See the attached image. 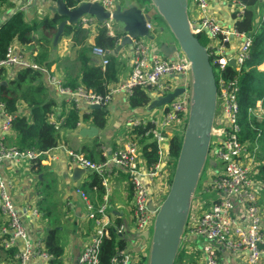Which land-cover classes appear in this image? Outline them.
<instances>
[{
  "label": "built area",
  "instance_id": "2783aa9c",
  "mask_svg": "<svg viewBox=\"0 0 264 264\" xmlns=\"http://www.w3.org/2000/svg\"><path fill=\"white\" fill-rule=\"evenodd\" d=\"M97 1L105 10L112 11L115 0H80ZM235 6L236 20L242 19L247 6L240 0H227ZM33 0H23L15 10L27 11ZM262 17H264V0H262ZM189 24L194 34L204 33L208 36L206 47L213 67L217 86V107L212 131L210 151L220 162V168L209 174L191 208L183 241H189L200 235L203 245V264H264V218L261 215L258 200L264 191V182L255 179L254 158L239 140L237 122L238 85L235 80L226 79L225 68L234 61L233 68L240 71L243 61L248 58L251 35L238 30L233 24L222 23L212 12L210 0H187ZM111 19L98 21L94 16L83 14L77 24L87 32L94 33L104 27L107 34L113 35ZM149 29L152 23H147ZM129 66L130 72L120 82H113L104 94L96 93L82 85L70 87L62 83L61 78L36 62L27 52L21 51L13 42L0 58V68L20 67L38 70L43 73L45 81L60 96L63 103L48 114V122L57 130L65 122L71 109L79 112L80 106L98 104L107 106L113 96L124 93L130 96L134 87L143 88L150 100L174 92L167 102L154 106L148 116H132L125 121L128 132L123 145L117 146L109 153H104L101 161L91 160L81 150L66 149L70 160L82 169L94 173L100 178L104 188L103 201L94 205L87 193L81 188L75 191L83 201L85 218L95 223V228L77 257V264H100L99 250L108 227L125 240V234H131L142 240L125 247L110 259V264H145L148 240L141 236L151 230L156 209L169 186L171 164L167 163L166 149L171 136L182 134L188 108V72L189 64L184 54L175 48L164 55L157 47H151L142 38L131 40ZM91 61L104 68L108 63L106 51L98 46L91 50ZM231 65V64H230ZM80 114V112H79ZM0 163L9 161L18 164L24 161H40L51 149H20L17 145L5 144V137L11 130L16 113H8L0 103ZM80 123L78 124V126ZM149 125L144 135L156 143L158 161L147 166L139 155V136L133 131L137 126ZM53 149V148H52ZM214 160V159H213ZM215 161V160H214ZM217 162H215L216 165ZM115 165L125 171L133 198L130 215L125 221L115 224L108 220L107 200L109 186L106 174L109 165ZM13 178L0 173V215L1 244L4 248H17L14 258L17 264H28L39 258L48 261L50 254L44 244L29 239L16 204L12 199ZM214 193L208 198L209 205L203 208L204 193ZM201 199V204L198 202ZM149 204L154 209L149 208ZM34 215L37 211L33 210ZM192 248V247H191ZM132 249V250H131ZM189 250V248H188ZM191 251V249L189 250ZM225 255V257L222 256Z\"/></svg>",
  "mask_w": 264,
  "mask_h": 264
},
{
  "label": "trees",
  "instance_id": "16d2710c",
  "mask_svg": "<svg viewBox=\"0 0 264 264\" xmlns=\"http://www.w3.org/2000/svg\"><path fill=\"white\" fill-rule=\"evenodd\" d=\"M240 1L246 4L247 9L242 19L236 20L233 25L240 31L250 33L249 55L240 66V71L234 70L233 66L228 64L224 76L226 79L235 80L238 85L239 140L245 145L249 154L253 155L255 172L252 176L264 182V70L259 68L264 61L263 2L262 0ZM64 2L68 8H72L80 0H64ZM3 5L11 7L12 13L0 24V58L5 55L10 44L17 42L22 46H27L29 54L41 66L51 69L52 65H55L51 70L61 78L64 85L70 87L82 85L96 93L104 94L113 82H117L122 61L117 60L114 51L123 35L121 32L109 35L107 29L102 27L94 33H89L78 24H66L58 42L63 38L68 39L69 52L73 58L64 55L65 60L71 62L69 65L67 63L64 65L61 64L60 59L58 60L61 57L57 54V44H52L57 26L65 18L64 16L51 12L39 19H27V11L15 10V2L0 0V6ZM231 14L235 16L234 12ZM196 36L202 45L207 44L206 34L199 33ZM95 46L106 51L108 63L104 68L91 61V50ZM73 68H76L75 74L70 73ZM9 75L12 76L8 77ZM1 80H5L4 83ZM149 101L150 97L147 92L138 86L134 87L129 96L131 107L145 106ZM0 103L3 104L6 112L16 113L11 124V131L15 136V144L20 149L34 148L41 151L52 149L61 141L62 130L77 128L80 122L92 121L93 124L99 126H103L106 122L107 110L104 106L92 109L91 116L84 112L81 115L77 110L71 109L65 122L59 130H56L48 122L49 112L59 105L56 93L43 78V73L33 69L16 66L0 68ZM257 103H260L262 115L256 113ZM148 127L149 125L137 126L133 131L139 136V155L147 166H153L158 161V155L156 143L149 136L144 135ZM180 140L181 134H174L170 137L166 149L167 163L171 164L169 182L179 151ZM209 167L212 168L210 165ZM93 185L101 194L103 187L100 184V178L96 175ZM113 222L119 224L121 220L117 219ZM107 229L108 237H105L100 245V264H110L112 256L126 247L125 240L115 232L113 227ZM59 233V229L53 225L43 239L44 247L51 255L48 260L49 264H61L62 262L63 246ZM16 251L17 248H4L0 244V260L15 262ZM186 252L187 249L181 245L174 264H196V256L187 255Z\"/></svg>",
  "mask_w": 264,
  "mask_h": 264
},
{
  "label": "crops",
  "instance_id": "0c3cea01",
  "mask_svg": "<svg viewBox=\"0 0 264 264\" xmlns=\"http://www.w3.org/2000/svg\"><path fill=\"white\" fill-rule=\"evenodd\" d=\"M11 1L15 2V7L23 2V0ZM210 2L213 14L215 15V13H218L219 17L215 16L220 21L230 24L232 7L229 2L227 0H210ZM51 4L52 2L49 0H33L32 4L27 8V19L34 18L36 14H43L42 16L47 15V10L51 14V10L49 9V5ZM44 7L47 9L44 10ZM11 13V7H6L5 5L0 6V24ZM121 38L114 51L117 60L122 61L117 82L124 80L130 72V47L127 44V46H124ZM62 40L64 43L62 51L67 49L69 51L68 39L63 38ZM21 46L22 45L19 44L17 47L21 50ZM61 58L65 57L62 56ZM69 58H73L72 55H70ZM66 63L67 65H69V63L71 64V62L67 61ZM66 63H64V65H66ZM54 67L55 65H52L51 69H54ZM259 68L264 70V61L259 65ZM75 72L76 68H73L70 73L75 74ZM11 76L12 75H9L8 77ZM56 96L57 103H62V98L57 94ZM19 108L21 109V107ZM105 108L107 114L106 122L103 126L88 121L80 122V125L72 130H62L59 144L51 149L49 154L44 156L40 161H24L15 164L14 162L5 160L0 163V173L13 178L14 186L11 190L12 199L16 204L29 239L43 244V239L47 231L53 225L59 230L65 231L64 235L61 237L63 246L61 264H77V257L95 228V223L85 218L83 201L79 198L75 190L77 188L84 190L95 206L103 201L102 196L104 193V188H102L103 191L100 194L96 186L93 185L95 174L88 170L81 168L83 171L79 178H72V170L80 167L70 160L66 153V149L81 150L88 158L90 157L91 160L101 161L104 158V153H109L117 146L125 143L128 135L125 121L129 117L148 116L154 109L152 100L145 106L131 107L129 104V97L122 92L115 94ZM259 108L260 103H257L256 113L262 115V109ZM91 110L92 109L87 106L81 105L79 112L81 115L83 112L90 115ZM83 126H95L97 128V133L91 138L87 136L82 137L79 135V129ZM14 137L13 132L10 130L5 137V144L16 145ZM106 181L109 186L106 211L108 220L111 222L117 219L121 221L127 220L133 205L127 174L120 167L111 164L108 166ZM262 193L261 191L259 199L262 198ZM34 209L37 211L36 215L33 213ZM66 222L69 224L68 228H65ZM2 224L3 220L0 215V228ZM192 239L194 238H190L186 243L182 241V245L187 250V243H191L193 241ZM140 241L142 242V240ZM190 249L191 253L187 251V255L191 254L196 256V264H203L202 254L200 252L199 254L196 250L191 248V246L189 247V250ZM222 256L225 257L224 254H222ZM0 264H17V262H2L0 260ZM28 264L49 263L48 261L34 258L30 260Z\"/></svg>",
  "mask_w": 264,
  "mask_h": 264
},
{
  "label": "water",
  "instance_id": "95a60500",
  "mask_svg": "<svg viewBox=\"0 0 264 264\" xmlns=\"http://www.w3.org/2000/svg\"><path fill=\"white\" fill-rule=\"evenodd\" d=\"M51 12L65 18L60 21L53 37L56 45L66 24H77L83 14L94 16L98 21L111 19L121 24L122 44L131 45L133 38L149 36L151 24L158 17L172 40L159 41L157 48L168 55L178 48L189 64L188 72V108L180 147L166 194L159 203L149 232L141 233L148 240L145 264H174L181 248L191 208L196 198L197 187L206 165L215 166L209 157L217 107V86L212 64L206 45H202L196 34L191 31L187 0H115L110 12L97 1H80L68 8L64 0H49ZM231 65L234 61L230 60ZM4 83V81H2ZM183 91L177 88L152 101L158 106ZM90 109L100 108L91 104ZM97 133L95 126H83L79 129L82 137H93ZM81 168L72 170V178H79ZM150 209H154L149 204Z\"/></svg>",
  "mask_w": 264,
  "mask_h": 264
},
{
  "label": "rangeland",
  "instance_id": "374dc122",
  "mask_svg": "<svg viewBox=\"0 0 264 264\" xmlns=\"http://www.w3.org/2000/svg\"><path fill=\"white\" fill-rule=\"evenodd\" d=\"M46 9L47 8L44 7V10H46ZM234 10H235V6L231 8V11L232 12H234ZM46 13L50 14L48 12V10L46 11ZM42 15L43 14H36V16L34 17V19H39V18L42 17ZM215 15L217 17H219L218 13H215ZM230 19H231L230 20V25H232L236 21V18L231 15V18ZM222 23H225V24L229 25L226 22H222ZM111 25H112V28H113V30L115 32H119V33L121 32V24L120 23L114 22L112 20L111 21ZM163 40H165L167 42L173 41L171 35L165 29L163 22L158 17H155L154 20L152 21V27L150 29L149 36L143 37V41L145 43H148L151 47H157L158 46V42L159 41H163ZM15 45L18 46L19 44L16 42ZM63 46H64V43H63V40L61 39L59 42H57V47H58L57 54L59 56H61V57L64 56V55H67L68 57L70 55H72L71 52L68 51V49L65 50V51H62ZM124 46H127V45H124ZM21 50L24 53H27V52L29 53V49H27V46H25V45L21 46ZM59 59H60V61H62V64L66 63V61H67V60H65V58H58V60ZM209 157L212 158V159H214L215 162H217L216 165L214 166V169L215 170H218L220 168V162L218 161V159L215 156H213L211 152H209ZM212 170H213V167L210 168L209 165H206V168H205V171H204L205 172V175H204V172H203V175H202V177L200 179V182L198 184V187H197V192H200L203 183L206 181L205 177H207L209 174L213 173ZM213 196H214V193H212V192H210V193H204L203 200L205 201V203L203 205V208H207L208 207V205H209V201H208L209 199L208 198H211ZM198 203L199 204L202 203L201 202V199H200V201ZM258 204H259V207H260L261 215L264 218V191L262 193V198L258 200ZM68 226H69V224H68V222H66L65 228H68ZM59 232H60L59 233L60 237H62L64 235V233H65L64 230H59ZM124 238H125V242H126V247L127 248H130L133 244H136V243H138L140 241V239H139L140 237H137V236H134V235H131V234H125L124 235ZM192 240L193 241L191 243H189V242L187 243V245H188L187 247L189 248L191 246L198 253L200 252L202 254V252H203V245L205 243L204 239L200 235H196V237L194 239H192ZM187 251H189V250H187Z\"/></svg>",
  "mask_w": 264,
  "mask_h": 264
}]
</instances>
